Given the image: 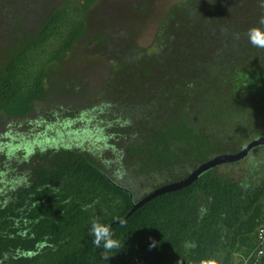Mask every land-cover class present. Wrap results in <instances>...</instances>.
Wrapping results in <instances>:
<instances>
[{
  "label": "trees",
  "instance_id": "obj_1",
  "mask_svg": "<svg viewBox=\"0 0 264 264\" xmlns=\"http://www.w3.org/2000/svg\"><path fill=\"white\" fill-rule=\"evenodd\" d=\"M150 2L0 0V264H264V146L246 168H214L117 223L150 191L264 136V49L246 35L264 0H186L148 51L125 21ZM83 40L108 74L79 104L87 84L53 87L52 68ZM48 84L64 104L47 107ZM93 217L120 244L107 260Z\"/></svg>",
  "mask_w": 264,
  "mask_h": 264
},
{
  "label": "rangeland",
  "instance_id": "obj_2",
  "mask_svg": "<svg viewBox=\"0 0 264 264\" xmlns=\"http://www.w3.org/2000/svg\"><path fill=\"white\" fill-rule=\"evenodd\" d=\"M74 3H82L85 0H72ZM186 0H151L149 7L143 13L133 14L128 16L125 21V29L130 33L131 37L137 42L140 48L151 51L157 33L166 19L170 9L178 4L185 2ZM122 6L126 10H130L131 4L127 1H123ZM120 4V5H121ZM103 7V0H96L94 10ZM129 12V11H128ZM86 41L83 40L78 43L74 49L63 59L61 63H58L52 68V79L54 86L48 84L49 96L46 100V105L57 106L55 103L64 104L65 98L60 96V90L57 91L55 87L60 79L65 77H75L87 84L85 98L83 101H78L79 104L87 103L91 98L97 96L100 93L101 87L106 80L108 74L105 68V62L86 54ZM59 88V87H58ZM54 104V105H53ZM6 127L0 124V133L5 131ZM264 150V149H263ZM263 150H255L240 165L229 167V165L220 166L221 171H234L238 172L247 167L251 158L257 157L263 153Z\"/></svg>",
  "mask_w": 264,
  "mask_h": 264
},
{
  "label": "water",
  "instance_id": "obj_3",
  "mask_svg": "<svg viewBox=\"0 0 264 264\" xmlns=\"http://www.w3.org/2000/svg\"><path fill=\"white\" fill-rule=\"evenodd\" d=\"M261 146H264V136L253 139L237 153H226L213 157L212 159L200 164L184 179L162 185L147 193L144 197L134 203L131 211L117 223L126 221L136 210L140 209L150 201L162 195L177 192L191 186L207 171L223 165L234 164L245 160L254 149Z\"/></svg>",
  "mask_w": 264,
  "mask_h": 264
},
{
  "label": "clouds",
  "instance_id": "obj_4",
  "mask_svg": "<svg viewBox=\"0 0 264 264\" xmlns=\"http://www.w3.org/2000/svg\"><path fill=\"white\" fill-rule=\"evenodd\" d=\"M264 6V5H262ZM264 15H262L258 21V26L250 27L247 30L248 42L256 48L264 49ZM191 86V85H190ZM85 207V210H87ZM90 234L93 236V245L96 248H102L101 256L107 260L112 255L110 252L120 247L119 241L114 239V233L110 224L102 223L99 217H93L90 225ZM157 242L152 240L149 244V248L155 247ZM186 248H195V242L189 241L185 243ZM200 264H215L212 260H201Z\"/></svg>",
  "mask_w": 264,
  "mask_h": 264
},
{
  "label": "built area",
  "instance_id": "obj_5",
  "mask_svg": "<svg viewBox=\"0 0 264 264\" xmlns=\"http://www.w3.org/2000/svg\"><path fill=\"white\" fill-rule=\"evenodd\" d=\"M259 237L261 241L264 240V227H262V229L260 230Z\"/></svg>",
  "mask_w": 264,
  "mask_h": 264
}]
</instances>
